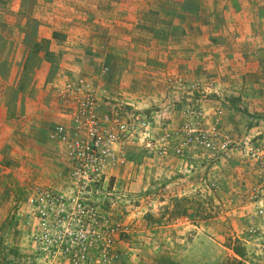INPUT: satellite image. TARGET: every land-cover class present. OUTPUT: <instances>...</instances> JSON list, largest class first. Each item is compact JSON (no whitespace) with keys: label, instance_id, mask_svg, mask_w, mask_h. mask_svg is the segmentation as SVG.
<instances>
[{"label":"crops","instance_id":"crops-1","mask_svg":"<svg viewBox=\"0 0 264 264\" xmlns=\"http://www.w3.org/2000/svg\"><path fill=\"white\" fill-rule=\"evenodd\" d=\"M263 52L264 0H0V160L11 147L33 174L48 161L64 169L48 133L57 119L50 85L63 76L84 77L101 110L118 102L150 116L155 132L164 123L196 126L199 111L206 126L218 116L217 131L236 143L255 135L264 143ZM137 151L146 157L143 147H129L113 174L133 177ZM204 152L189 162L220 197L228 192L219 184L238 191L262 171L252 161L246 167L231 141ZM171 153L177 173L185 159ZM160 158H146L149 170L170 175ZM244 209L240 202L233 210Z\"/></svg>","mask_w":264,"mask_h":264},{"label":"rangeland","instance_id":"rangeland-1","mask_svg":"<svg viewBox=\"0 0 264 264\" xmlns=\"http://www.w3.org/2000/svg\"><path fill=\"white\" fill-rule=\"evenodd\" d=\"M193 117L197 126L209 127L203 124L202 114ZM257 136L237 143L231 135L227 137L247 161L246 167L252 161L262 164V171L256 173L255 181L251 176L242 180L238 191L237 185H228L230 181L219 184L228 192L224 197L215 193L213 185L201 184V172L195 173L197 169L189 162L202 159L199 155L204 150L185 158V166L177 173L171 171L176 168L175 159L169 160L168 152L164 158L170 169L167 176H161L156 166L149 170L146 163V158L160 156L135 152L132 158L137 161V171L133 177L113 174L106 195L97 200L99 214L109 222L106 235L112 240V257L102 261L92 250L81 264H264V143ZM247 147L259 148L258 159ZM13 155L11 147H6L0 160V264H74L62 252L43 246L35 212L26 202L33 182L64 189L66 183L59 175L63 166L57 168L49 161L35 164L33 170L38 174H33L30 164L19 165ZM203 158L207 165L213 161V156ZM231 173L235 177V172ZM240 202L245 204L244 211H234Z\"/></svg>","mask_w":264,"mask_h":264},{"label":"built area","instance_id":"built-area-1","mask_svg":"<svg viewBox=\"0 0 264 264\" xmlns=\"http://www.w3.org/2000/svg\"><path fill=\"white\" fill-rule=\"evenodd\" d=\"M107 70L103 66L101 72ZM50 86L49 106L57 119L48 133L66 159L59 172L66 186L61 190L33 182L27 189L26 202L35 212L43 246L51 252H62L74 264H81L92 250L102 261L112 257V240L106 235L109 222L99 214L97 200L106 195L114 168L126 162L129 147L141 146L161 157L172 152L183 160L197 149L222 150L230 143L217 131L218 116L209 127L188 124L174 129L164 123L160 132H155L152 118L137 109L125 110L115 102L101 110L84 77L63 76ZM197 114L201 112L195 111L192 116ZM258 150L249 148L256 158ZM250 232L253 236L254 231Z\"/></svg>","mask_w":264,"mask_h":264}]
</instances>
